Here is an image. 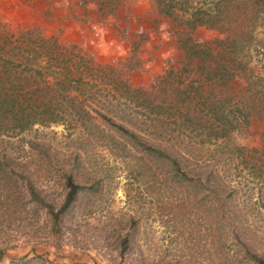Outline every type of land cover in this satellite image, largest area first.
<instances>
[{
	"label": "rangeland",
	"instance_id": "1",
	"mask_svg": "<svg viewBox=\"0 0 264 264\" xmlns=\"http://www.w3.org/2000/svg\"><path fill=\"white\" fill-rule=\"evenodd\" d=\"M45 1L32 24L0 21L8 97L0 109V264H254L247 249L264 256V18L248 22L246 78L177 109L161 89L206 75L185 67L186 35L155 0H69L67 13L112 25L131 43L123 56L65 41L56 0ZM189 36L201 44L225 34L200 26ZM216 100L223 105L214 120L206 107ZM111 122L149 146L170 144L180 166ZM70 174L86 188L55 221Z\"/></svg>",
	"mask_w": 264,
	"mask_h": 264
},
{
	"label": "trees",
	"instance_id": "2",
	"mask_svg": "<svg viewBox=\"0 0 264 264\" xmlns=\"http://www.w3.org/2000/svg\"><path fill=\"white\" fill-rule=\"evenodd\" d=\"M160 12L171 19L177 24L186 38H180V46L186 51V63L185 67H191L189 71H193L194 74H205L204 80H197L192 77L190 83L182 85L179 81H172L167 88L161 89L162 94H170L165 96L177 102V109H181L179 105H184L194 96L207 94L206 98L211 99L215 96L216 91H221L222 95L229 92V82L235 80L238 76L246 78L251 68L247 66L244 57L251 46L250 28L252 24L258 19L264 18V0H155ZM260 1V2H259ZM257 5V6H256ZM252 25V26H251ZM200 26H206L211 29H217L225 34L223 38H217L213 41L206 43H196L193 41L189 33L196 30ZM134 56V55H133ZM131 58H128L129 60ZM197 76V77H198ZM241 77V78H242ZM71 81L80 83L82 77L79 76L77 80L71 79ZM219 88V89H218ZM226 89V90H225ZM3 93L0 90V96ZM228 97V96H226ZM8 97L3 95L0 100V109L3 107V101H7ZM7 99V100H6ZM228 99V98H227ZM221 100V99H220ZM220 100L212 101L206 107L207 115L215 120L214 115L218 114V109L223 105ZM2 104V106H1ZM187 106V105H186ZM185 106H183L184 108ZM224 114V112H222ZM247 113L243 114V118L246 119ZM111 121V120H109ZM238 121V120H237ZM244 122H247V120ZM111 125L126 136L135 144L142 143L149 149L150 153L159 157L164 163L180 166L181 158L175 155L174 152L168 151L170 147L168 144L164 147H153L142 141V137L125 127L122 124L111 122ZM241 125V124H240ZM24 128V126H22ZM213 132H211L212 134ZM213 135V134H212ZM215 138L221 137V133L214 134ZM241 149V148H239ZM5 163L0 157V166ZM6 165V164H5ZM179 168V167H178ZM180 169V168H179ZM27 187L31 195L39 199V191L33 182L28 183ZM68 193L61 209L55 214V221L59 219L61 213H63L71 204L75 201L77 194L85 189L86 186L76 182L73 174L67 177ZM41 198V197H40ZM40 200V199H39ZM42 202H46L41 198ZM47 205V204H45ZM49 208L53 206L47 205ZM128 240V238H126ZM247 258L254 264H264V256L251 251L246 250Z\"/></svg>",
	"mask_w": 264,
	"mask_h": 264
},
{
	"label": "crops",
	"instance_id": "3",
	"mask_svg": "<svg viewBox=\"0 0 264 264\" xmlns=\"http://www.w3.org/2000/svg\"><path fill=\"white\" fill-rule=\"evenodd\" d=\"M38 4L49 7V2L45 0H0V21L7 20L14 23L17 27L21 24H32L37 20L38 15L43 13V8L39 9ZM69 4V0H56V3L53 4L59 7L62 13L59 17H62V22L67 24L68 29L64 37L65 41L71 43L93 41L95 48L101 50L104 54L112 52L115 54L114 56L128 55L131 43L123 40L118 35V32L115 31L114 26L107 25L102 21H83V16L77 14V12L73 13L70 11L67 13L66 7ZM44 10L46 11V9Z\"/></svg>",
	"mask_w": 264,
	"mask_h": 264
}]
</instances>
